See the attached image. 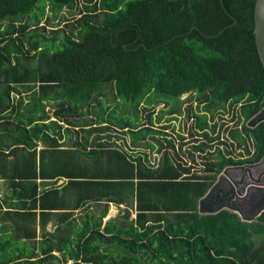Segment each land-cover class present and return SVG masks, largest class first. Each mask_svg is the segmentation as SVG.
<instances>
[{"label":"trees","instance_id":"16d2710c","mask_svg":"<svg viewBox=\"0 0 264 264\" xmlns=\"http://www.w3.org/2000/svg\"><path fill=\"white\" fill-rule=\"evenodd\" d=\"M254 3L0 0V264H264V211L249 222L228 209L198 212L225 165L264 155V121L247 126L264 104ZM107 88L113 99L137 102L136 118L146 98L177 100L168 112L178 117L188 94L194 131L216 140L222 113L236 148L253 152L219 159L204 142L202 170L192 173L173 131L168 138L170 119L106 116ZM111 128L152 157L109 147V133L93 135ZM111 203L118 213L104 221Z\"/></svg>","mask_w":264,"mask_h":264},{"label":"flooded vegetation","instance_id":"af4514ba","mask_svg":"<svg viewBox=\"0 0 264 264\" xmlns=\"http://www.w3.org/2000/svg\"><path fill=\"white\" fill-rule=\"evenodd\" d=\"M187 98H189L188 94H186V96H184L182 99H184V102L189 105L190 101ZM192 103L195 104L196 101H193ZM187 118L193 121L194 117L192 116L190 118ZM224 118L225 119H223L222 117V113H215L214 120L216 122L218 121L217 123L219 126L217 127V130L220 131L215 134L217 138L212 142H207L205 137L203 135L201 136L199 131H194V129L190 125L191 122L187 127L186 136L182 135V145L178 146V148L176 149H180L181 147L183 151H186L187 165L190 166V170L192 173L195 170H202L200 169L201 167H203L200 164V157H204L207 151L205 145L202 144L204 142L213 145L215 148H217V151H215V153L217 155V158L219 157V159H221L222 156H225L226 158H229L231 156L235 159H244L251 156L253 152V147H247L248 150L244 146L240 149L236 148V142L229 136V128L233 127V121H229L227 117ZM225 121L227 123L222 125V123H224ZM159 124L161 125L163 123L159 122ZM157 128L160 129V126H157ZM107 140L110 141V139ZM200 145L204 147L203 151H201V148H197ZM192 157L195 158L197 163H194L191 160ZM252 164V162H244L241 164L225 165L221 169V171H219L215 175L214 179H212L211 185H214L215 188L212 191L210 200L206 202V208L209 209L217 208L219 206L221 207L224 202L225 206L230 205L240 209L243 215L247 217L250 216L255 210H257L259 206L264 205V190L257 191L254 187L253 189H251L252 187H250L264 186V161L257 166H252ZM236 166L238 167L236 168ZM188 175H191V173H189ZM225 178L229 179L230 181L227 182ZM232 181L236 182V184H234L232 190L230 191L228 190L229 183ZM223 191H227L228 195L225 197L222 196Z\"/></svg>","mask_w":264,"mask_h":264},{"label":"rangeland","instance_id":"374dc122","mask_svg":"<svg viewBox=\"0 0 264 264\" xmlns=\"http://www.w3.org/2000/svg\"><path fill=\"white\" fill-rule=\"evenodd\" d=\"M4 23H6V22H3L2 24H4ZM48 35L52 36L51 33H48ZM112 92L113 91H110V90L108 91V88H107V93H106L107 96H103V98H102L103 99L102 100V106L105 107V108L108 107L106 116H108V114H112L115 117L116 120H120V119H124L125 120L128 117L129 120L131 121V124H136L137 121L139 123L147 122V119H146L145 115L148 112H150V111H151L152 116H153V118H152L153 122L154 121H159L161 123L162 122L167 123L166 121H163V120L161 121V120L158 119V117L160 115H161V119H168L169 118L170 120H169L168 124L170 126V129H169L170 136H168V138L169 139L172 138V131H173V136L175 138L176 146L182 142V139L179 138V134H182L183 136H186V134H187L186 130H187V127H188L189 123L191 122L190 125L192 126V122L194 121V120L192 121L191 119H188L186 117V115H185V108L188 107V104L186 102H184V99H182V98L184 96H186V94H184L182 97H180V100H181L182 104H181V108H180V111H179L180 114L178 113V117L175 114H171V113L168 112V109L175 108L178 105V101L177 100L159 98L160 101H158L156 103H152V104H147L148 102H147V98H146L139 105V107L142 109V111L140 112V115H138V118H139L138 119V118L135 117V112H138V110H137V106H138L137 102H133L132 100H125L124 98H116V99L114 98L113 99ZM23 96H24V101L26 102L29 99V97H30V92H24ZM152 100H156V99L153 98ZM192 102H193V100H192ZM162 108H165V109H162ZM46 110H49L51 112L52 108L49 107V106H46ZM89 116H92L93 118L96 117L94 112L93 113L90 112ZM202 116H203V114H202ZM51 119H53V117H51ZM226 123L227 122L225 121L224 124H226ZM71 130L72 131L69 134L70 139L71 140H76L77 136L79 135L78 134L79 129H78V127H71ZM144 131L145 130L139 131V133L137 135L138 139H142V135L145 134ZM123 132H120L117 129L111 128L109 130V132H108V130L105 131V132H94L93 135L94 136L99 135L101 137H105V134L109 133L111 135L110 136L111 143L108 145L109 147H117V148L120 147V148H123L124 145H125L130 150L131 149L142 150L141 152L139 151L141 154L142 153H148L149 156H150V155H152L154 153V150H151V149H148V148H144L143 146H141V147L139 146L138 148H130L131 145H129V143H130L131 134L129 132H127V131H125L124 134H123ZM94 136L89 137V139L95 138ZM63 137H64V135H63ZM147 139H149V138H147ZM143 142L144 141H141V143H143ZM40 147L41 146H39V148ZM157 156L154 157L157 160L156 162H158V157ZM150 157H152V156H150ZM3 186H4V188H3ZM3 186H2V188H3L2 191L4 193L5 190H6V187H5V184ZM120 207L123 208L124 205H121ZM118 209H119L118 205H116L114 203L109 204L108 214L104 218V221L109 219V218L115 217L116 214L118 213ZM94 210H96L95 207H94ZM96 212H98V211H96ZM81 213H82V211H80V210H78V211H76L74 213V216H75L76 220H78V218L81 215ZM134 216H135V210H132L131 217L133 218ZM50 223L47 226L48 229H52L53 228V221H51ZM39 233H40V231H38L37 234H39ZM66 264H71V261H68Z\"/></svg>","mask_w":264,"mask_h":264},{"label":"water","instance_id":"95a60500","mask_svg":"<svg viewBox=\"0 0 264 264\" xmlns=\"http://www.w3.org/2000/svg\"><path fill=\"white\" fill-rule=\"evenodd\" d=\"M234 24L236 23V20H234L233 22ZM253 24H254V41H255V47L259 56V59L261 61V64L264 68V0H255L254 3V9H253ZM264 121V104L262 106V108L253 116L251 117L248 122L247 125L249 127H255L257 124H259L260 122ZM264 161V155L262 156V158L253 163L252 166H257L260 163H262ZM238 166H236L237 168ZM242 167V166H239ZM225 180L227 182H229L230 180L225 178ZM234 184H236V182L232 181L229 183V189L228 190H232ZM252 187L251 189H253V187L257 190V191H263L264 190V186H250ZM215 186L211 185L206 194L204 196H202L199 200H198V212L200 214H214L218 211H220V209H228L230 211L235 212L236 214H238V216L240 217L241 220L243 221H252L255 218H257L260 213L262 211H264V205H261L258 207L257 210H255L250 216L245 217L243 215V213L241 212L240 209L234 207V206H230L227 205L225 206L224 202L223 205H221V207H217V208H206V202H208L210 200V196L212 195V191L214 190ZM228 192H222V196H227ZM231 197V196H230Z\"/></svg>","mask_w":264,"mask_h":264},{"label":"crops","instance_id":"0c3cea01","mask_svg":"<svg viewBox=\"0 0 264 264\" xmlns=\"http://www.w3.org/2000/svg\"><path fill=\"white\" fill-rule=\"evenodd\" d=\"M39 146H41V147H42V145H41V144H39ZM39 146H38V149H40V148H41V147L39 148ZM63 180H64V179H60V180H58V183L62 182ZM39 181H40V180H39ZM2 184H3V182H1V186H3ZM3 188H4V186H3ZM3 188H2V189H3ZM50 222H51V221H50ZM50 222H49V223H50ZM49 223H48V224H49ZM50 224H51V223H50ZM47 226H48V225H47ZM47 229H48V228H47ZM48 230H50V229H48Z\"/></svg>","mask_w":264,"mask_h":264},{"label":"built area","instance_id":"2783aa9c","mask_svg":"<svg viewBox=\"0 0 264 264\" xmlns=\"http://www.w3.org/2000/svg\"><path fill=\"white\" fill-rule=\"evenodd\" d=\"M1 182H2V180H1V178H0V199L3 198V191H2Z\"/></svg>","mask_w":264,"mask_h":264}]
</instances>
